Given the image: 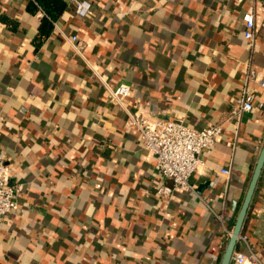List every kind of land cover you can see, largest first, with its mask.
Here are the masks:
<instances>
[{
    "label": "crops",
    "instance_id": "obj_1",
    "mask_svg": "<svg viewBox=\"0 0 264 264\" xmlns=\"http://www.w3.org/2000/svg\"><path fill=\"white\" fill-rule=\"evenodd\" d=\"M63 1L53 19L37 0H0V152L25 183L0 223V264H220L264 144V105L230 115L250 62L264 102V0ZM120 83L131 91L113 103L108 86ZM128 111L222 123L195 191L159 194L173 183ZM237 253L264 264V169L231 264Z\"/></svg>",
    "mask_w": 264,
    "mask_h": 264
},
{
    "label": "built area",
    "instance_id": "obj_2",
    "mask_svg": "<svg viewBox=\"0 0 264 264\" xmlns=\"http://www.w3.org/2000/svg\"><path fill=\"white\" fill-rule=\"evenodd\" d=\"M77 2L81 13H86L90 3L88 1ZM243 20L245 22V38L253 48L256 40L255 13L253 11L245 12ZM69 39L77 50L82 51L85 48V41L76 34L69 36ZM256 74L254 66L251 62L248 63L242 95L230 113L231 117L237 120L243 114L264 105L251 86ZM259 82L264 87V79ZM108 89L110 101L122 104V99L130 93L131 86L120 83L116 86H108ZM127 124L139 131L141 146L153 155L158 174L165 181H172L173 186L164 183L158 189L159 194L167 201L174 198L179 187L195 191V185L190 182V178L204 164L203 151L213 147L223 132V125L220 122L195 127L189 125L185 119L150 116L132 111H128ZM221 172L230 173V170L223 169ZM24 188V182L12 179L7 158L4 153L0 152V223L14 217L19 207L18 196ZM218 217L221 221L223 220L222 214H219ZM244 258L242 253L235 255L236 261L241 264Z\"/></svg>",
    "mask_w": 264,
    "mask_h": 264
},
{
    "label": "water",
    "instance_id": "obj_3",
    "mask_svg": "<svg viewBox=\"0 0 264 264\" xmlns=\"http://www.w3.org/2000/svg\"><path fill=\"white\" fill-rule=\"evenodd\" d=\"M263 169H264V144L262 146L261 152L256 161V164H255L248 188L246 190L243 202L238 211V215L235 221L233 231L225 247L224 254L222 256L220 264H231L232 262L233 255H234L237 243L239 241V238L241 236L242 230L244 228V224L246 222V219H247V216L250 210V206H251L254 194L256 192L260 177L262 175Z\"/></svg>",
    "mask_w": 264,
    "mask_h": 264
},
{
    "label": "trees",
    "instance_id": "obj_4",
    "mask_svg": "<svg viewBox=\"0 0 264 264\" xmlns=\"http://www.w3.org/2000/svg\"><path fill=\"white\" fill-rule=\"evenodd\" d=\"M39 4L55 19L64 9L66 3L63 0H37ZM52 27V23L49 20H44L42 23V33H49Z\"/></svg>",
    "mask_w": 264,
    "mask_h": 264
}]
</instances>
